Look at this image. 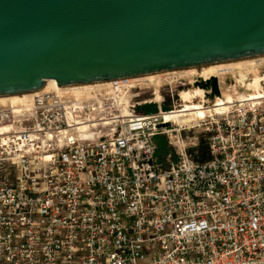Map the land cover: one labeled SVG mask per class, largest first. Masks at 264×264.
Instances as JSON below:
<instances>
[{
    "label": "built area",
    "instance_id": "1",
    "mask_svg": "<svg viewBox=\"0 0 264 264\" xmlns=\"http://www.w3.org/2000/svg\"><path fill=\"white\" fill-rule=\"evenodd\" d=\"M136 103L0 105V264H264V97L186 123Z\"/></svg>",
    "mask_w": 264,
    "mask_h": 264
},
{
    "label": "water",
    "instance_id": "2",
    "mask_svg": "<svg viewBox=\"0 0 264 264\" xmlns=\"http://www.w3.org/2000/svg\"><path fill=\"white\" fill-rule=\"evenodd\" d=\"M264 56V0H0V96Z\"/></svg>",
    "mask_w": 264,
    "mask_h": 264
},
{
    "label": "bare ground",
    "instance_id": "3",
    "mask_svg": "<svg viewBox=\"0 0 264 264\" xmlns=\"http://www.w3.org/2000/svg\"><path fill=\"white\" fill-rule=\"evenodd\" d=\"M264 66V56L187 68L182 70L164 72L159 74L141 76L136 78L124 79V86L119 90H113V83H98L89 84L81 86L63 87L57 88L56 82H49L44 90H57L73 99L79 101L82 99L94 98L96 92L104 90L106 94L113 97L117 104L120 106L122 114H129V103L132 94L130 93L132 88L142 87H160L162 83L172 84L179 79H188L196 76H207L212 74H217L215 76H223L225 72L232 71H243L249 69H258ZM224 73V74H222ZM263 78V77H262ZM261 78V79H262ZM216 79V78H215ZM238 83L246 82V86L243 85L242 88L248 89L245 96H238L232 91V88L236 86L235 80H230V82L217 81V80H207L203 83H190L192 86L188 89H183L181 91L184 99H196V105H187L180 110L166 111L163 112L166 119H174L178 122H192L198 118L203 117L205 114L221 111L228 108L236 101L244 100H254L264 97V78L258 81L256 84H250L246 79H237ZM212 83L213 87L216 88L217 92L220 94L216 96L214 104L211 106H205V93L208 91L209 86ZM210 84V85H209ZM245 84V83H243ZM239 88V87H238ZM252 88V89H249ZM153 89V88H152ZM241 88L238 89L240 91ZM250 90V91H249ZM153 100L155 102H160L162 96L160 95L159 89L154 90ZM117 92V93H115ZM131 96V97H130ZM32 100V94H17V95H4L0 96V105H9L15 107L16 111H22L29 107ZM213 103V102H212ZM80 128L86 127L85 125H80Z\"/></svg>",
    "mask_w": 264,
    "mask_h": 264
},
{
    "label": "rangeland",
    "instance_id": "4",
    "mask_svg": "<svg viewBox=\"0 0 264 264\" xmlns=\"http://www.w3.org/2000/svg\"><path fill=\"white\" fill-rule=\"evenodd\" d=\"M224 74V73H222ZM217 74L207 75V76H196L193 78L188 79H179L175 81L172 84L168 83H162L160 87H149L145 88L142 87H136L133 90H131L133 102H137L135 106V112L138 114H146L151 112H156L158 109H161L162 111L169 110L173 108V106H177L179 102H181V109L184 108L187 105H196L197 101L196 99H184L181 91L183 89H188L192 85L190 83H203L207 80H217V81H225L230 82V80L236 81V86L232 88V91L236 93L238 96H245L248 89L242 88L243 85L246 86V82H240L238 83L237 79H246L250 84H256L258 81L263 80L264 78V66L260 67L258 69H247V70H241V71H232V72H225V74L222 76H215ZM263 77V78H262ZM216 78V79H215ZM262 78V79H261ZM240 80V81H241ZM245 83V84H243ZM211 84V85H210ZM208 91L205 93V105L210 106L212 102H214L216 96L220 94V92L216 90L215 87H213L212 83H210ZM240 91H238L239 88ZM154 90L159 89L160 95L162 96V100L160 102H155L153 100L154 96ZM252 89V88H249ZM250 91V90H249ZM131 97V96H130ZM179 97V100H178ZM178 110V109H177ZM201 132L198 129L191 130L190 134L199 135ZM161 137V136H159ZM158 137V139H159ZM167 142L166 135L162 136ZM198 147V146H197ZM164 155V154H162Z\"/></svg>",
    "mask_w": 264,
    "mask_h": 264
},
{
    "label": "trees",
    "instance_id": "5",
    "mask_svg": "<svg viewBox=\"0 0 264 264\" xmlns=\"http://www.w3.org/2000/svg\"><path fill=\"white\" fill-rule=\"evenodd\" d=\"M171 149V147L167 144L166 140L164 139V137H159L158 139V154L160 156H162V154H165L166 152H168ZM194 153V157L199 160L202 161L204 159H207L208 154H207V149H206V144L204 143V141H200L198 144V147L194 148L191 152H195Z\"/></svg>",
    "mask_w": 264,
    "mask_h": 264
}]
</instances>
